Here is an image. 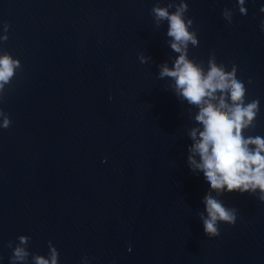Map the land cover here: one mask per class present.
<instances>
[{
  "label": "water",
  "instance_id": "obj_1",
  "mask_svg": "<svg viewBox=\"0 0 264 264\" xmlns=\"http://www.w3.org/2000/svg\"><path fill=\"white\" fill-rule=\"evenodd\" d=\"M155 2L0 0L10 25L0 50L22 62L0 103L12 117L0 129V264L22 232L33 251L51 239L62 264L83 254L92 264H264V202L224 194L237 219L221 222L216 237L197 220L206 187L185 168L189 106L156 76L176 54L166 22L153 24ZM188 2L199 36L189 54L253 77L264 131V0H248L244 19L235 0ZM223 10L233 11L231 26ZM141 51L152 59L141 64Z\"/></svg>",
  "mask_w": 264,
  "mask_h": 264
},
{
  "label": "clouds",
  "instance_id": "obj_2",
  "mask_svg": "<svg viewBox=\"0 0 264 264\" xmlns=\"http://www.w3.org/2000/svg\"><path fill=\"white\" fill-rule=\"evenodd\" d=\"M248 0H235V15L247 17ZM188 0H159L149 9L153 24L158 26L165 21V43L176 55L157 63L156 76L169 78L170 90L177 100L189 106L191 126L184 129L187 137L185 168L194 179L206 187L199 201L202 212L197 220L208 238L220 234L221 222L234 224L237 208L223 200L226 193H245L264 202V131L258 130L261 115V101L258 96H250L248 85L253 77L241 79L237 68L218 64L209 54L200 62L189 54V46L199 44L198 29L188 14ZM258 14H264V3L258 7ZM220 19L231 26L233 11L223 10ZM10 25L0 21V41L8 39ZM258 28L264 32V15H260ZM141 64L150 61V55L138 52ZM169 60L171 63H169ZM22 62L19 56L4 48L0 50V103L3 102L6 88L12 83ZM111 99V95L108 97ZM12 123L10 113L0 106V129ZM101 158V162L106 161ZM30 234L19 233L16 238L6 241L10 249L8 264H62L59 249L51 239L47 241V251H33L28 247ZM131 250V245H128ZM0 261L3 257L0 256ZM79 264H92L87 254L81 255ZM110 264H115L113 259Z\"/></svg>",
  "mask_w": 264,
  "mask_h": 264
}]
</instances>
